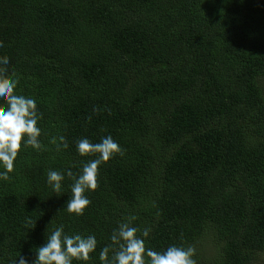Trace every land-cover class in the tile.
Returning a JSON list of instances; mask_svg holds the SVG:
<instances>
[{"label": "trees", "instance_id": "1", "mask_svg": "<svg viewBox=\"0 0 264 264\" xmlns=\"http://www.w3.org/2000/svg\"><path fill=\"white\" fill-rule=\"evenodd\" d=\"M0 44L17 93L36 100L42 144L22 146L0 180V264H31L61 224L97 238L91 259L73 264H101L129 216L137 235L151 229L146 248L191 245L197 264H257L264 0H0ZM108 135L122 154L99 166L84 214H70L73 180L56 193L47 172L78 173L95 155L80 156L77 141Z\"/></svg>", "mask_w": 264, "mask_h": 264}, {"label": "clouds", "instance_id": "2", "mask_svg": "<svg viewBox=\"0 0 264 264\" xmlns=\"http://www.w3.org/2000/svg\"><path fill=\"white\" fill-rule=\"evenodd\" d=\"M10 68L8 58L0 57V180L2 181L10 179L9 174L14 170V161L22 146L24 148L31 146L33 150L42 148L39 140L41 128L38 126L41 114L37 110L36 100L31 96L17 93L18 79L14 75H9ZM56 139L54 138L53 143ZM58 140V149L68 147L63 136L58 137ZM76 150L80 156L95 155V158L83 163L78 173H74L71 167L63 172L49 170L46 182L54 192L59 193L65 175L72 179L71 197L66 203V208L70 214L82 216L91 203L85 193L97 188L99 166L107 163L116 154H122V149L112 136L108 135L102 137L98 143H92L86 137L81 138L76 143ZM135 219V216L127 217L112 231L111 243L99 251L101 264H197L196 249L191 245L187 247L170 245L163 251L146 248L144 238L149 237L151 229L145 227L141 235H137L140 230L131 223ZM96 248L95 234L86 236L79 233L68 234L61 224L55 227L47 236L45 243L36 249V256L31 264L87 262ZM14 264H29V262L19 256Z\"/></svg>", "mask_w": 264, "mask_h": 264}, {"label": "rangeland", "instance_id": "3", "mask_svg": "<svg viewBox=\"0 0 264 264\" xmlns=\"http://www.w3.org/2000/svg\"><path fill=\"white\" fill-rule=\"evenodd\" d=\"M211 253H213L212 248H211ZM257 264H264V254L261 255V257H260L259 260L257 261Z\"/></svg>", "mask_w": 264, "mask_h": 264}]
</instances>
